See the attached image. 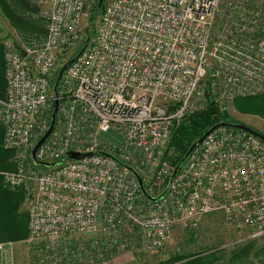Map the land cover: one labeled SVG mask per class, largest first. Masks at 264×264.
Here are the masks:
<instances>
[{"label": "built area", "instance_id": "1", "mask_svg": "<svg viewBox=\"0 0 264 264\" xmlns=\"http://www.w3.org/2000/svg\"><path fill=\"white\" fill-rule=\"evenodd\" d=\"M33 1L50 7L44 40L18 45L0 33L7 84L0 98L2 146L15 152L16 163V171L0 175L10 190L29 191V243L51 247L99 235L126 247L131 234L156 252L175 226L197 228L216 213L241 233L264 235V141L252 134L215 130L156 202L119 164L136 169L156 198L175 168L164 155L174 126L207 106L203 84L221 110L238 97L264 93L261 4L111 0L90 39L86 0ZM76 57L58 87L54 130L36 158L55 163L69 151L94 155L37 167L31 153L51 125L56 75ZM118 131H126L123 144H101Z\"/></svg>", "mask_w": 264, "mask_h": 264}, {"label": "rangeland", "instance_id": "2", "mask_svg": "<svg viewBox=\"0 0 264 264\" xmlns=\"http://www.w3.org/2000/svg\"><path fill=\"white\" fill-rule=\"evenodd\" d=\"M109 1L111 0H104L101 9ZM237 1L239 7L243 8L251 6L249 2L261 4L260 9L264 14V0ZM29 2L36 8L31 9L32 12L28 13L27 17L43 28L44 32L24 34L18 31L6 17L0 15V33L8 34L18 45L41 42L47 36L49 24L47 13L50 12V7L33 0ZM98 2L99 0H86L88 14L85 20L86 26L89 25L91 10L95 4L98 6ZM96 17L93 26L97 31L100 15ZM262 27L263 24L260 28ZM69 60L71 59L67 61ZM203 85L205 97L208 99L209 87L207 84ZM221 113H227L229 123L243 124L264 134V93L233 99L226 104L225 110H221ZM125 134L126 131H118L103 137L101 144L109 141L113 146H119L123 144ZM167 150L168 148L165 151ZM166 160L172 163L169 159ZM28 208L29 202H25L23 210L29 214ZM29 235L30 231L28 237L21 241L1 240L0 264H188L198 257L203 258L201 264H264V235L252 238L248 230L241 233L230 226L222 214L217 213L205 216L197 228L185 224L175 226L165 247L156 252L145 250L142 240L131 234L128 237L134 242L126 247L120 245L124 240L120 244L114 242L111 246L112 239L110 241L107 237L102 239L99 235L83 237L72 243L51 247L48 243L33 246L29 243ZM246 249L248 250L244 252V256L238 258L234 255L235 252ZM232 259L235 260L234 263Z\"/></svg>", "mask_w": 264, "mask_h": 264}, {"label": "trees", "instance_id": "3", "mask_svg": "<svg viewBox=\"0 0 264 264\" xmlns=\"http://www.w3.org/2000/svg\"><path fill=\"white\" fill-rule=\"evenodd\" d=\"M35 8L29 0H0V15L6 17L18 31L24 34L44 32L43 28L27 17L28 13L32 12L31 9L35 10ZM103 10L104 8L98 10L97 4L91 10L87 29L90 39L96 34L93 26L97 18L96 15L101 16ZM6 88L4 48L0 41V98L2 99L5 98ZM207 102L204 110L190 113L179 125L174 126L170 144L165 153V159H169L173 167L178 164L190 146L212 126L228 121L227 113H221L218 104L210 98L207 99ZM3 138L4 129L0 127V172H12L16 170L15 154L13 151L3 148ZM26 196L27 192L24 189L8 190L3 177L0 175V241H21L28 237L29 214L22 208L26 202ZM247 250H239L234 255L240 258L242 255L244 256V252ZM202 259L198 257L188 264H201Z\"/></svg>", "mask_w": 264, "mask_h": 264}, {"label": "water", "instance_id": "4", "mask_svg": "<svg viewBox=\"0 0 264 264\" xmlns=\"http://www.w3.org/2000/svg\"><path fill=\"white\" fill-rule=\"evenodd\" d=\"M104 4V0H99L98 2V10L101 9L102 5ZM88 44V41L85 43V46ZM77 59H71L68 62H66L63 67H61V69L58 72L56 81L54 83L53 86V91L55 94V99H54V105H53V111H52V120H51V125L50 128L48 130V132L45 134V136L35 145V147L32 150L31 156H32V161L33 163L37 166V167H44V168H51V167H55V166H59L61 164H63L65 161H72V160H78V159H82L85 158L87 156H92L94 154L92 153H88V154H83V153H79V152H74V151H69L65 154V159L60 160L59 162H55V163H42L40 161L37 160L36 158V152L38 151V149L40 148V146L45 142V140L49 137V135L52 133V131L54 130L55 124H56V119H57V115H58V111H59V105H60V101H59V93H58V87L60 84V81L62 79L63 74L65 73V71L70 67V65L75 62ZM221 127H228V128H232V129H237V130H242L245 131L249 134H252L260 139H262L264 141V134L254 130L253 128L243 125V124H238V123H229V122H221L218 123L214 126H212L207 132H205V134L203 136H201L198 140H196L188 149V151L186 152V154L181 158V160L178 162V164L175 166L172 175L169 179L168 185L165 189V191L158 197L154 198L151 197L145 187H144V183H143V179L140 176L139 172L134 169L132 166L124 164L122 162H119V164L123 167H126L129 171H131L135 177L137 178L139 185H140V189L142 191V193L151 201H158L162 198H164L166 196V194L169 192L171 185L173 183V181L175 180L180 168L182 167V165L186 162L187 158L192 154V152L199 146L202 144V142L210 135L212 134L215 130L221 128ZM95 154H99V155H109L107 153L104 152H97Z\"/></svg>", "mask_w": 264, "mask_h": 264}, {"label": "crops", "instance_id": "5", "mask_svg": "<svg viewBox=\"0 0 264 264\" xmlns=\"http://www.w3.org/2000/svg\"><path fill=\"white\" fill-rule=\"evenodd\" d=\"M6 188H7V187H6ZM7 189H8V188H7ZM8 190H9V189H8ZM11 191H12V190H11ZM25 201H26V200H25ZM24 205H25V204H24ZM24 205H23V206H24ZM22 208H23V207H22Z\"/></svg>", "mask_w": 264, "mask_h": 264}]
</instances>
